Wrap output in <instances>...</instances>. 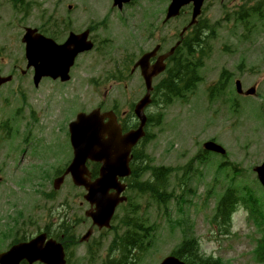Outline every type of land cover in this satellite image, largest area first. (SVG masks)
Listing matches in <instances>:
<instances>
[{"label": "rangeland", "instance_id": "obj_1", "mask_svg": "<svg viewBox=\"0 0 264 264\" xmlns=\"http://www.w3.org/2000/svg\"><path fill=\"white\" fill-rule=\"evenodd\" d=\"M8 1L0 0V51H3L2 57H0V74L3 76H9L13 71H19V69H26L25 51L21 42L19 43L18 35L21 37L22 27L35 24L33 18L29 21H21L19 14L11 12ZM53 1L39 0L45 9H48ZM82 1L89 3L93 0ZM150 4L152 5L153 2ZM162 4V1L156 0L153 5L157 17L163 10ZM151 5H145V8L150 9ZM141 18L139 16L138 20ZM218 19V15L213 14L211 16L212 21ZM181 23V19L173 22L167 31V35L169 34L172 39L171 45L175 43V34L181 29ZM223 24L224 27L227 26L225 22ZM140 31L141 28L136 26L131 33L137 36L141 33ZM226 44L234 43H232L229 32L225 29L219 35V45L225 47ZM120 45L121 41L118 38L114 46L117 48ZM139 51V48L133 47L128 49L127 53L136 57ZM233 55L230 57L231 60L208 62V65L216 68L217 71L208 75L207 79L213 80L214 76L219 74L222 66L229 70L233 69L239 58L237 54ZM121 57L122 53L117 51H113L111 55V59H121L122 61L123 58ZM82 63L83 61L78 63L72 76L73 80L69 83L71 84L69 94L73 95L72 99L75 98L76 100L73 101L72 106L75 107L76 103L79 102L83 108V110H79L81 107L71 109L73 119L79 111L93 109L97 102L96 95L91 93L90 85L85 83L87 73L86 69L82 67ZM250 63L259 65L257 57L254 55L250 57ZM96 70L93 74L94 77H97L96 74L99 72L98 69ZM28 74L25 77L17 72L15 82L3 88L2 93L0 92V125L2 121H6L12 115L8 119V124L4 126V130L0 132V150H2L0 153L4 154V159L7 157L10 159L9 161H2L0 154V233L5 232L6 227L7 232L11 229L15 230V226L9 224L10 217L22 213L25 222H33L29 223L31 226L25 227L31 236L46 227L50 221V214L55 216V221H61L64 217L81 219L82 214H80L81 210L78 205L83 201L84 193L81 189H74L70 179H68L51 200L44 199L41 194L32 195L24 187L21 188L24 196L9 195V191L15 192L13 179L32 178L35 171H37L38 177H43V170H46L52 182L49 177L44 176L41 182L32 181L31 183L40 184L39 188L50 194L55 173L57 170L65 169L72 160L68 131L66 132V125L70 116H64L66 113L64 103L51 97L53 94L51 87H47L42 94H38L36 90L39 89L35 90L32 86L33 74L32 72ZM255 79H259V76L247 78L244 81V87L246 89L251 88ZM46 83L47 81H44L41 90L44 89ZM53 88L58 90L69 89L67 86L54 82ZM207 90L208 86L201 88L200 92L196 93L197 97L190 96L188 103L177 101L169 107L164 106L161 109H156V106H153L151 108V113L162 112L164 117L160 126L154 127L152 130L154 138L147 145L146 151L154 158L155 165L176 169L170 178L168 187V192H174L175 196L172 203L168 205L167 211L165 208L160 210L158 206L151 205L148 196H141L135 200L138 204L136 206L140 207V215L145 224L155 229L154 236L151 237L152 245L147 252L141 254L142 260L139 264H156V262L159 264V261L170 256L182 243V231L179 228L175 231L170 230V223L165 218L166 212L174 220L189 221L192 236L199 241L200 250L205 256H212L226 264H258L254 260L256 249L254 238L260 239L261 235L253 223L249 221L243 206L240 207L232 220L229 235L224 236L222 228L218 225L209 224V220L215 212L216 198L228 189L230 179L224 178V174L221 175V178L216 179L215 167H209L210 162L207 165H199L198 162H193L191 168L186 170V167L201 154V144L204 141L216 140L218 144L228 150L227 162L230 165L234 164L237 167V172H243L236 177V182H234L238 186V195L246 199L248 193L245 186H247L256 195L258 206L264 214V189L255 181L256 176L250 171L251 168L260 166L264 162V106L261 104H264V85L261 96L254 99L256 102L247 98H236L240 105L239 112H237L239 107H232L235 95L233 92H223V99L210 100L206 94ZM112 99L117 100L122 105L125 103L124 97L117 89L114 90ZM20 108L22 109L21 112L18 111ZM14 113L19 118L26 115V118L20 122L19 118L13 115ZM240 113L245 115L241 116ZM246 115L253 119L251 123L247 121L248 116ZM212 117L215 118L214 121ZM241 120L246 125H239ZM54 129H56L57 135L54 134ZM29 130H31V136L28 133ZM33 138L36 139V142ZM30 147L34 148L32 154L27 155L21 161ZM53 148H55L53 152L44 154L45 150L49 151ZM19 163L20 166H17ZM13 165L17 167L14 168ZM186 171L190 173L183 180L180 189V179L184 177ZM184 187L185 192H183ZM180 195H183L189 203L183 210L182 203L178 200ZM24 197H27V200L30 199V202ZM124 217L125 213L119 211L116 223ZM7 224L9 225L7 226ZM119 226L117 223L116 227ZM112 238L113 235L109 232L103 234V258L106 256ZM11 243L12 238L4 240L3 236L0 235V250H8L6 248Z\"/></svg>", "mask_w": 264, "mask_h": 264}, {"label": "water", "instance_id": "obj_2", "mask_svg": "<svg viewBox=\"0 0 264 264\" xmlns=\"http://www.w3.org/2000/svg\"><path fill=\"white\" fill-rule=\"evenodd\" d=\"M186 1H198L201 5L203 0H173V10L172 14L176 15L178 10L184 2ZM171 14V15H172ZM32 39L28 40V55L29 61L32 64L37 63V50L33 43H30ZM71 66V64H70ZM51 74V73H48ZM3 81L0 80V84ZM105 131H103L104 133ZM101 130L96 129L95 127H90L83 133L73 132V140L77 149L76 157L77 160L74 161V165L71 168V171L75 175L78 173V180L80 182L76 183L78 185H85V187L90 191V195L87 197V200L91 202L92 205H96V214L92 216L96 225L103 228V226L108 225L110 222L115 208L118 206L121 199H119V195L122 192L119 184L117 183L116 177L118 175H125L126 166L123 164L126 163V157L118 156L116 160H112L110 158V153L107 150H103L101 152V148H97L96 145L100 143L99 139L101 136ZM79 137V139H77ZM209 149L222 152L219 148L214 145H209ZM119 149L117 152H121ZM128 152L126 153L127 156ZM88 159L97 161L103 159L104 167L102 171V178L98 180L95 184L86 185L84 179H80V177L86 174L85 163ZM97 159V160H95ZM259 174V178L264 185V166L257 170ZM110 190L117 191L115 195H109ZM36 249H33V245H23L17 248H14L7 256L0 257V261L2 264H20V262L24 259L29 260L30 263H33L37 260H42L46 264H64L63 262V253L61 248H53L46 253V257L44 254L39 255L36 252ZM38 254V255H37ZM164 264H178L174 260H167Z\"/></svg>", "mask_w": 264, "mask_h": 264}, {"label": "flooded vegetation", "instance_id": "obj_3", "mask_svg": "<svg viewBox=\"0 0 264 264\" xmlns=\"http://www.w3.org/2000/svg\"><path fill=\"white\" fill-rule=\"evenodd\" d=\"M16 1H19L20 3L23 2V0H16ZM24 7H25V12L27 10V5L24 4ZM74 9L71 8V6H66L65 2H60V0L57 1V3L55 4L54 6V9H53V13L52 14H49V15H44V14H38L37 15V21L39 22V31L42 33V34H47V33H44L42 31H49L50 33H52L57 41H59V43H63L62 39H61V34H62V31L65 30L67 23H71V20H70V13L69 11H72ZM191 9L192 7H188L185 12H184V15L186 17L190 16L191 14ZM100 10L102 12V22H103V28L106 27V22L103 21V0L101 1V4H100ZM188 10V12H187ZM111 11H116L115 8H110L107 10V14L108 12H111ZM106 14V15H107ZM105 15V16H106ZM48 19H52V22H49ZM72 24V23H71ZM199 22L197 23V25L195 27H191L190 28V36L193 32V29H195V34L197 35L198 33H202L203 31V27L202 25L199 26ZM49 35V34H48ZM131 62V59H129L126 63L122 62L121 65L125 68H127L129 66V63ZM155 62V60L153 61V63ZM122 120H125V121H129L130 120V117H128L126 114L122 115Z\"/></svg>", "mask_w": 264, "mask_h": 264}, {"label": "trees", "instance_id": "obj_4", "mask_svg": "<svg viewBox=\"0 0 264 264\" xmlns=\"http://www.w3.org/2000/svg\"><path fill=\"white\" fill-rule=\"evenodd\" d=\"M178 72L180 73V70H178ZM190 73L191 75H193L192 70L190 71ZM177 77H179V74L172 76L166 84L163 83L159 88V91H161L162 94L168 96L169 99L172 96L179 95L180 91L183 88H189L193 86L188 81H186V77H181L184 80L182 82H180V80H177ZM129 235V238H124L119 246V249H121L124 253L126 252L125 257H123L122 260L120 259L118 261L112 262L111 264H127L126 258L128 256V253L132 249H138V246L141 247L142 240H139V242H137L135 238H132V235L130 233ZM182 254L183 258L187 259L190 264H216L211 260H206L199 257L196 251V247H194L193 243H185L179 255L182 256Z\"/></svg>", "mask_w": 264, "mask_h": 264}]
</instances>
